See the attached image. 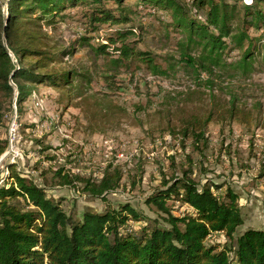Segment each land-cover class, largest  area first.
<instances>
[{
  "label": "rangeland",
  "instance_id": "374dc122",
  "mask_svg": "<svg viewBox=\"0 0 264 264\" xmlns=\"http://www.w3.org/2000/svg\"><path fill=\"white\" fill-rule=\"evenodd\" d=\"M5 3L0 0L3 13ZM103 6L127 20L93 28L88 20L93 6L83 4L65 8L51 24L41 20L36 22L40 26L33 25L47 34L52 51H67L55 66L73 71L74 81L69 102L66 97L58 103L61 92L40 84L31 88L19 109L16 103L13 106L15 90L6 106L0 138L6 140L8 123L16 117L18 166L31 172L34 183L75 220L87 208L99 212L128 203L145 223L161 227L167 226L166 215L146 199L165 188L164 181L172 175H181L190 158V176L199 187L209 181L223 185L216 193L229 186L238 194L243 224L234 238L247 228L264 230V56L260 52L252 70L241 72L229 64L238 59V52L226 49V65L212 75L199 71L198 78L196 70L178 61V41L183 36L167 12L138 0H123L121 12L113 0H105ZM260 7L264 9V3ZM38 15L36 11L32 17ZM123 28L132 33L117 39ZM262 31L251 28L248 33L264 38ZM109 35L115 40L109 41ZM122 44L151 56L164 73L155 74L144 60L133 56L118 65L111 63L118 57L115 48ZM101 45L107 53H97ZM207 79L212 81L209 88ZM210 90L221 101L235 96L240 107L257 114L248 123H209L206 147L195 148L190 139L182 141L169 133L168 127L176 124L179 107L187 112L208 108ZM9 163L10 157L0 162V184L7 182ZM59 169L62 175L81 180L61 184L54 174ZM113 169L121 172L115 190L103 198L83 190L85 181L98 182L106 170ZM167 205L173 204L167 201ZM174 205L178 207V202ZM183 208L171 207L173 215ZM207 243L231 246L223 233L211 234Z\"/></svg>",
  "mask_w": 264,
  "mask_h": 264
},
{
  "label": "trees",
  "instance_id": "16d2710c",
  "mask_svg": "<svg viewBox=\"0 0 264 264\" xmlns=\"http://www.w3.org/2000/svg\"><path fill=\"white\" fill-rule=\"evenodd\" d=\"M104 1L6 0L5 13L0 5V127L15 90L19 109L31 88L40 84L61 92L58 103L66 97L67 102L71 99L74 73L55 66L67 51H52L47 34L36 29L40 26L36 22L51 24L55 16H63L60 13L65 8L83 4L93 6L88 14L93 28L95 24L127 20L125 15H114L105 8ZM113 1L121 12L123 0ZM138 1L170 15L172 26L183 36L178 41V61L196 70L198 78L199 71L212 75L226 65V49L238 52V59L229 64L241 72L252 70L260 52L264 56V38L248 33L251 28H263L264 36V9L260 7L264 0ZM36 11L38 17H32ZM29 17L33 19H26ZM127 33L132 31L120 29L117 39ZM108 39L115 40L111 35ZM105 48L101 45L96 51L105 54ZM114 52L118 56L111 59L114 65L133 56L144 60L155 74L164 73L151 56L125 44ZM25 60L29 61L23 66ZM205 84L209 88L212 81L207 79ZM207 95L208 108L187 112L179 107L176 124L168 127L169 133L182 141L190 139L195 148L206 147L209 123H248L257 114L240 107L233 95L222 101L211 90ZM5 148L6 140L0 138V155ZM190 160L187 158L188 167L181 168V175H172L164 181L165 188L146 199L166 215L163 220L167 226L161 227L145 223L128 203L99 212L87 208L75 220L57 200L47 196L44 187L16 171L15 163L7 164V182L0 184V264H264V230L247 228L234 238L237 227L243 224L238 194L229 186L216 193L214 190L223 185L209 181L199 187L190 176ZM61 172H54L61 184L80 179ZM120 180V170H106L98 182L85 181L83 190L103 198L118 187ZM167 201L175 211L184 206L181 213L173 215ZM213 233H223L231 246L207 243Z\"/></svg>",
  "mask_w": 264,
  "mask_h": 264
},
{
  "label": "built area",
  "instance_id": "2783aa9c",
  "mask_svg": "<svg viewBox=\"0 0 264 264\" xmlns=\"http://www.w3.org/2000/svg\"><path fill=\"white\" fill-rule=\"evenodd\" d=\"M245 2L251 3L252 0H246ZM14 105H15V102L13 103V106ZM8 126H9V128L7 129V135H6V148H5L4 152L0 155L1 156L0 157V162L2 160H5V159L10 157L11 158V162L17 164L16 171H18L23 176L29 177L31 172L29 173L28 171H26V169L24 167H21V166L19 167L18 163L16 162V160L20 157L18 148L16 146L17 133H18V123L16 121V117H13L10 120V122L8 123ZM0 167H1V165H0ZM6 170H7V166H6Z\"/></svg>",
  "mask_w": 264,
  "mask_h": 264
}]
</instances>
